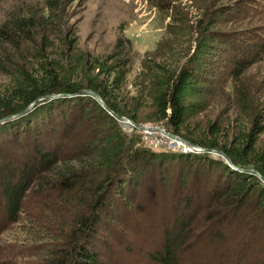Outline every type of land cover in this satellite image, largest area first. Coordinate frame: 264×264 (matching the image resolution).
I'll return each mask as SVG.
<instances>
[{
	"label": "trees",
	"instance_id": "obj_1",
	"mask_svg": "<svg viewBox=\"0 0 264 264\" xmlns=\"http://www.w3.org/2000/svg\"><path fill=\"white\" fill-rule=\"evenodd\" d=\"M62 3V0H45L41 5L26 4L10 12L0 25L2 50L11 61L10 69L0 61V69L10 78L0 91L3 209L11 222H18L22 206L33 189L59 193L81 189V197L85 199L86 214L78 218L69 238H64V246L57 247V253L39 264H109L94 249V229L102 223L110 200L112 204L122 202L123 195L134 189L133 193L140 199L142 182L148 188L154 187L153 191L158 186L161 194L175 185V194L170 198L164 194L154 197H161L157 203L165 215H172L171 212L175 215L174 222L171 217L169 222L162 223L177 226L179 222L182 230L207 209L199 203L202 196L198 190L207 187L213 170L216 177L210 189L226 199L228 205L224 207L236 208L256 191L264 198V182L247 171L255 169L264 177V147L257 145L256 123L249 131L244 128L234 132L211 123L202 139L189 132L187 124L193 110L190 99L196 95L198 83L206 79L201 76L199 63L192 62V56L199 51L207 52L206 49H217L221 54L231 50L243 54L240 41L245 38L211 29L205 25L206 18L207 21L211 18L207 15L191 28V33L196 34L197 52L177 66L155 61L157 70L143 76L148 84H140L137 94L126 99L130 60L123 57V44H117L113 54L104 60L88 52L76 55L77 40L63 26L66 12ZM253 45L246 48L244 58L234 59L235 72L240 66L244 71L263 59L264 46ZM81 90L97 92L116 114L137 124L159 123L191 143L221 150L236 166L246 170L238 171L211 153L149 147L137 134L140 129L127 132L93 96L77 95ZM48 94L62 96L42 100L28 113L3 120L21 113ZM146 107L151 111L148 118L142 116ZM150 183L153 184L149 186ZM212 200L213 204L209 205L212 209L220 205L218 200ZM163 242L162 253L156 254L158 263L179 264L175 252L178 242L166 237Z\"/></svg>",
	"mask_w": 264,
	"mask_h": 264
},
{
	"label": "rangeland",
	"instance_id": "obj_2",
	"mask_svg": "<svg viewBox=\"0 0 264 264\" xmlns=\"http://www.w3.org/2000/svg\"><path fill=\"white\" fill-rule=\"evenodd\" d=\"M44 1L4 0L0 4V25L10 12L26 4L41 5ZM62 2L66 12L63 26L77 40L79 51L76 55L88 52L104 60L113 54L117 44H123V57L130 60L125 84L126 99L137 94L140 84H148L143 76L157 70L155 61L177 66L197 52L196 34L191 33V28L207 15L211 18L210 21L206 18L205 25L211 29L245 38L240 41L243 54L233 50L221 54L217 49H206L207 52L199 51L195 57L192 56V62L199 63L201 76L206 79L198 83L197 93L190 99L193 110L187 124L189 132L202 139L211 123H218L225 131L232 132L244 128L249 131L256 123L254 132L257 145L264 147V57L244 71L243 66L234 71V59L244 58L249 45L264 46V0ZM211 21L214 24L208 23ZM3 47L0 43V61L10 69L11 61L6 59L7 52L2 50ZM10 54H13L12 51ZM9 80V76L0 69V91L8 85ZM142 116H151L150 108L146 107ZM139 124L160 127L183 138L159 123ZM122 126L127 132L138 128L133 123H122ZM139 132L141 134H137L149 147L157 145L167 148L170 139L181 142L160 131H152V135L143 130ZM210 149L214 148L204 152L219 156L216 158L224 161L222 156L210 152ZM239 168L238 171H245ZM214 172L210 174L207 187L198 190V195L202 196L199 203L207 209L201 211L183 230L179 222L177 226L162 223L171 219L174 222L175 215L172 212V215H165L159 209L160 203H157L161 201L160 195L170 198L171 194H175L174 184L161 194L158 186H155L157 191H153L154 187L150 186L153 183L148 188L147 183L142 182L140 199L133 193L136 192L134 189L123 195L122 202L112 204L110 200L102 223L94 229L95 251L109 264H159L156 254L162 253L163 239L166 237L169 241L178 242L175 252L179 264H264V198L256 191L240 206L224 207L228 205L226 199L210 189V183L216 177ZM260 180L263 181L262 178ZM82 194L81 189L62 193L33 189L27 195L22 213L15 223L11 222L0 201V264H39L57 253V247L64 246V238H69V233L78 225V218L85 213ZM157 194L159 196L154 197ZM212 199L220 203L214 209L209 207Z\"/></svg>",
	"mask_w": 264,
	"mask_h": 264
},
{
	"label": "water",
	"instance_id": "obj_3",
	"mask_svg": "<svg viewBox=\"0 0 264 264\" xmlns=\"http://www.w3.org/2000/svg\"><path fill=\"white\" fill-rule=\"evenodd\" d=\"M77 95H91L93 96L95 99H97L101 104L102 106L112 115L114 116L119 122L121 123H125V124H134L135 127H138L140 130H143V131H160V132H163L164 134H166L167 136L173 138V139H178L180 140L181 142L185 143L186 145L190 146L191 148H198L201 150V152H204L206 151V149L200 147V146H197V145H194L193 143L183 139V138H179L171 133H168L166 132L165 130H163L162 128L160 127H148V126H145V125H141V124H137V123H134L132 122L131 120L123 117V116H120L118 114H116L112 109H110L106 102L104 101V99L95 91L93 90H81ZM62 95H59V94H48L46 96H43L42 98H39L38 100L32 102L25 110H23L21 113L17 114V115H12V116H9L3 120H9V119H12L16 116H20V115H24L26 113H28L29 111H31L36 105L38 102L42 101V100H46V99H53V98H57V97H60ZM210 152H213V153H216V154H219L220 156H222V158L232 167V168H235V169H240L238 166H236L234 164V162L232 161V159L226 154L224 153L223 151H220V150H216V149H210L209 150ZM243 170V169H242ZM246 170V169H244ZM248 172H251V173H255L256 175H258L260 178L263 179L264 181V177L261 175V173L255 169H247Z\"/></svg>",
	"mask_w": 264,
	"mask_h": 264
},
{
	"label": "built area",
	"instance_id": "obj_4",
	"mask_svg": "<svg viewBox=\"0 0 264 264\" xmlns=\"http://www.w3.org/2000/svg\"><path fill=\"white\" fill-rule=\"evenodd\" d=\"M146 133L152 135L153 132L152 131H145ZM168 147H161V146H157V145H152L151 147L153 148H162V149H167V150H171V151H181L182 153H187V152H201L200 149L198 148H191L186 144H183L179 141L176 140H171L169 141Z\"/></svg>",
	"mask_w": 264,
	"mask_h": 264
}]
</instances>
